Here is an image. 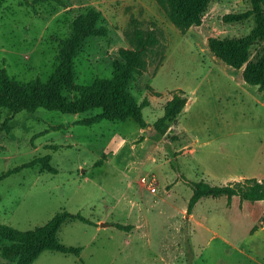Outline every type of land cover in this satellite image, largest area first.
<instances>
[{"label": "rangeland", "instance_id": "obj_1", "mask_svg": "<svg viewBox=\"0 0 264 264\" xmlns=\"http://www.w3.org/2000/svg\"><path fill=\"white\" fill-rule=\"evenodd\" d=\"M35 1L0 0V72L16 83L50 79L61 42L88 10L106 34L86 39L75 56L76 85L109 79L121 53L135 48L134 29L154 31L157 45L128 87L137 104L147 102L145 128L130 119L87 125L101 110L1 109L0 175L45 156L55 173L35 165L0 180V224L32 231L64 211L88 220L66 221L57 233L78 256L44 251L32 264H264V202L205 197L187 213L190 184L264 181V90L207 45L251 33L252 17L223 21L250 1L211 0L184 34L155 0ZM262 49L253 44L250 60ZM178 92L186 105L159 136L153 125ZM0 264L16 263L0 256Z\"/></svg>", "mask_w": 264, "mask_h": 264}, {"label": "trees", "instance_id": "obj_2", "mask_svg": "<svg viewBox=\"0 0 264 264\" xmlns=\"http://www.w3.org/2000/svg\"><path fill=\"white\" fill-rule=\"evenodd\" d=\"M58 0H36L50 2ZM162 8L166 17L184 34L191 26H199L203 13L211 0H155ZM251 9L241 14H228L223 17L226 23L242 22L252 17L255 27L251 33L242 38L208 39L210 53L227 66L237 70L244 66L242 72L246 84L264 90V0H249ZM99 13L88 10L80 15L72 24L70 37L61 42L58 64L50 79L42 83L35 79L27 83H16L6 74L0 72V130L6 125L1 122V109L12 114L19 112L33 113L37 109L55 111L63 114H84L92 110L101 113L87 121V125L101 121L132 120L140 128L148 126L142 117V109L147 102L137 104L128 91L129 84L140 75L146 66L147 53L156 54L151 47L157 45L154 31L144 34L134 29L135 48L121 53V60L114 63L112 76L109 79L95 80L90 86L76 85L73 82V60L82 45L89 37L104 36L106 29L98 27ZM255 43H263V49L255 61H251L250 48ZM161 59V58H159ZM65 93H76L69 99ZM187 99L183 93H175L164 107V113L153 125L159 136L165 135L170 124L176 121L182 112ZM176 140L175 137H172ZM173 155V154H172ZM174 156V155H173ZM39 165L43 171L55 173L49 165V157L36 159L20 167L8 170L0 175V180L17 173L19 170ZM192 196L188 202L187 213L198 200L205 197L230 199L234 196L249 202H264V181L244 179L225 186H212L204 182L190 184ZM77 220L88 224V220L79 214L71 215L59 212L45 225L32 231L21 232L0 224V256L11 263L32 264L44 251L73 254L78 256L80 248L66 247L60 243L57 233L66 222ZM264 221V216H263Z\"/></svg>", "mask_w": 264, "mask_h": 264}, {"label": "built area", "instance_id": "obj_3", "mask_svg": "<svg viewBox=\"0 0 264 264\" xmlns=\"http://www.w3.org/2000/svg\"><path fill=\"white\" fill-rule=\"evenodd\" d=\"M142 183H143L144 185H146V180H145V178H142ZM146 186H147L148 190H151V191L153 190L149 183H148Z\"/></svg>", "mask_w": 264, "mask_h": 264}]
</instances>
